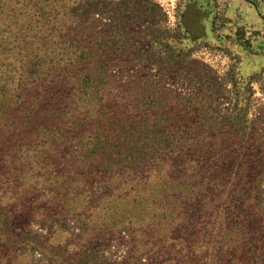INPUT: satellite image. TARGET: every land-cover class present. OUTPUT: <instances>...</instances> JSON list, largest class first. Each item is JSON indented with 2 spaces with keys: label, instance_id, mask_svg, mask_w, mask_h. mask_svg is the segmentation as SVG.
<instances>
[{
  "label": "rangeland",
  "instance_id": "rangeland-1",
  "mask_svg": "<svg viewBox=\"0 0 264 264\" xmlns=\"http://www.w3.org/2000/svg\"><path fill=\"white\" fill-rule=\"evenodd\" d=\"M60 33L75 36L72 46L108 68L112 95L137 101L136 110L151 117L141 149L161 150L145 152L126 172L133 200L121 218L108 223L107 207L121 208L95 197L103 209L85 242L75 237V221L52 226L72 206L70 161L49 148L69 134V109L59 108L72 99L56 98V120L52 105L38 108L42 127L32 122L30 132H20L30 158L41 152L20 187L11 183L20 175L9 171L19 142L0 125V197L11 222L9 239L0 233V264L21 253L42 259L25 247L30 232L51 235L49 245L64 255L58 264H85L87 246V264H264V229L247 222L250 193L242 180L264 148V0H0V51L57 49L62 45L39 39ZM236 100L248 104L243 136L227 120ZM91 182L101 192L97 178ZM145 226L146 255H137L134 238Z\"/></svg>",
  "mask_w": 264,
  "mask_h": 264
},
{
  "label": "trees",
  "instance_id": "trees-1",
  "mask_svg": "<svg viewBox=\"0 0 264 264\" xmlns=\"http://www.w3.org/2000/svg\"><path fill=\"white\" fill-rule=\"evenodd\" d=\"M62 23L66 25L65 22ZM39 41L55 42L58 46H62L53 50L25 48L18 52L0 51V125L10 132L9 138L19 142L17 146L19 151L14 153L13 165L9 171H13L14 176L19 174L20 177L11 183L14 187L22 186L26 173H29L27 168L35 172L36 167H39L37 160L41 152L35 151L36 155L30 158L27 148L24 147L26 142L19 135L20 132H30L32 122L38 125V129L42 127L41 122L38 121L41 113L38 116L36 113L38 108L42 107L46 111L47 105H52L54 108L49 114L56 120L54 115L58 106L55 102L56 98H71L73 106L63 104L59 108V110L69 109L67 114L69 128L66 123L64 124L69 134L61 142L56 141L49 145V148L55 150L59 159L63 156L70 161L69 174L73 178L71 180L68 178L71 182L69 188L71 190L67 194L69 204L72 206L65 207L61 217L55 216L56 222L52 226L56 227L61 222L75 221L80 224V232L75 234V237L79 241L89 242L93 236L92 226L99 221L100 211L103 209L95 197L113 199L121 208L115 212L113 208L107 207L108 223H113L114 218H121L125 214V204L133 200V197H129L128 192L124 190L128 183L126 179L132 177L131 174L126 175V172L130 171L133 163L139 164V157H143L145 152L155 149L160 151L161 148H154L160 145L153 144L141 149L140 138L142 137L143 141L151 117L146 112L144 115L136 110L137 101L133 100L131 104V101L120 96L121 94L112 95L108 68L103 65L96 67L92 60V52L89 50L72 46L76 42L75 36L60 33L45 36ZM105 55L107 54L104 51L97 54L98 57ZM227 118L229 126L235 129V133L243 136L250 125L248 104L241 106V102L236 100L233 114ZM23 127L24 130H20ZM257 135L261 138L260 134ZM50 141L45 139L41 146ZM259 149L262 161L255 165L252 173L246 172L242 180L249 187L250 193L247 222L251 221L264 229V148ZM145 156L149 157L147 154ZM30 159L32 163L28 162ZM94 177L97 178L96 185L101 192L94 190V183L91 182ZM3 179L4 183L9 185V182ZM112 183L116 186L108 190L107 187ZM4 197H0V233L1 236L9 239L11 222L7 210L10 206L3 205ZM136 202L144 206L143 201L136 200ZM141 224L138 226L141 227ZM53 227L48 228V231ZM147 232L145 226L143 237L134 238L136 244L133 249L137 255H146L142 247L145 248L144 236ZM30 233L25 237L27 240L25 247L38 253L42 259L34 262L32 256L21 253L12 256L11 264H21L22 260L26 261V264H42L45 255H49L46 264H58L59 258L64 255L62 249L57 252L54 246L49 245L51 235ZM18 250L19 248L15 249ZM91 253L89 246L80 253L86 261L85 264L90 263L88 258ZM4 261L0 262L4 263ZM134 263L141 264L140 261Z\"/></svg>",
  "mask_w": 264,
  "mask_h": 264
}]
</instances>
